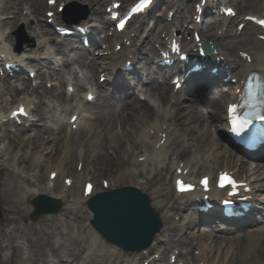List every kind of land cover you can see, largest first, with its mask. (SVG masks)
Masks as SVG:
<instances>
[{
    "label": "bare ground",
    "instance_id": "bare-ground-1",
    "mask_svg": "<svg viewBox=\"0 0 264 264\" xmlns=\"http://www.w3.org/2000/svg\"><path fill=\"white\" fill-rule=\"evenodd\" d=\"M20 1L23 4H29L32 12H29L28 15H17L10 22V25L20 21L21 16H23V21L25 22L27 20L34 21L36 26L31 35L38 39L39 49L38 47L37 49L42 52L47 51L42 60H46L49 63V56L54 55L50 52L52 49H55L54 52L56 53L61 52V55L66 58L63 52L64 46L55 39L46 37L50 35V31L46 29L50 25L47 24L45 26L40 17H42L45 9H48V11H51V9L45 4V0H15V2ZM73 1L58 0V3L59 6H63L69 5ZM76 1L89 2L90 7L93 9L95 7V17L100 20L104 19V13L100 11L104 4L102 1ZM118 1L123 2L122 8H124L127 3L134 2L135 0ZM162 1L164 0H158V4ZM165 1L167 7L176 9L177 16H175V20L179 27L183 28L187 23L185 14L192 13L193 6L184 0V3L189 6L187 9H180L177 5V0ZM196 3H201V0H198ZM234 4L239 9V14L244 16V19L240 22V24H246L244 30L239 32L237 26L234 30L230 29L224 32V35L210 32L203 36L216 42V45L220 47L222 54H224L220 55V58L224 57V60L229 62L234 57L237 59V64L232 65L227 63L230 68L226 72L231 78H236L240 81L250 72H259L264 75V41L259 39V35L263 33L245 20L247 16H251L248 15V11H255L259 14L264 13V1L236 0ZM7 5L8 3L1 2L0 13L7 10ZM25 9H27V6H25ZM148 18L155 21L158 20L154 12L150 13ZM144 19L141 21L139 29L125 34L126 43L122 41L115 44V49H117L118 44L122 46L121 51H112L109 56H105L100 62L96 57L86 56L85 59L87 58L89 63L82 60V56L73 61L74 64L79 65L81 70H86V73H83L84 82L77 76L72 78V73H70L69 77H65L60 71H57L47 76L43 73L42 76H44L43 80H47L48 83L56 81L59 86L52 85L53 88L51 90L46 89L44 85L31 89V82L24 77L22 78L21 85L23 86L24 95L28 96L30 90L38 95L39 104L37 109L32 111L33 117L40 121L53 122L54 128L51 125H48V127L45 123L42 128L34 130L35 135L33 137L28 135L23 136L22 132L25 129L20 126L13 127L16 128L13 133L6 125H2L3 127H1L5 128V134L3 138H0V177L9 174L8 177L11 178L12 176L16 179V186L14 189L0 191L10 213V215H4V224L0 226V264H13L14 253L20 249H24L25 240L27 239L26 229H31L25 223L27 216H30L32 212V207H28V203L33 197L40 195L55 198L65 206L60 218L51 215L48 216L51 217L49 218L51 220H45L56 222L57 228H63L65 233H52L37 226L36 234L48 235L54 238V240L56 239L57 242L52 241V243H55L56 248L59 251L63 250L61 251L62 254L68 256L70 254L73 257L69 263L126 264L127 260L117 254L116 249H110L109 251L103 249L98 243L100 236L92 228L81 222V214H85V202L87 200V197L84 196V188L86 183L91 182L88 180L89 177L87 176L86 178L83 174L86 171L91 176L94 171H108L115 165L126 167L122 169L117 180H114L116 181L115 184L112 180L108 181V187H115L119 183H122V180H131L137 188L149 195L153 201L152 206L157 212L161 213L164 228L156 236L154 241L156 245H153L151 249L152 251L162 250V258L161 260H156L154 252L151 256H148V253H136L135 256L140 257L138 264L144 258L149 261V264H164L173 248L177 249L182 244L177 239L178 232H181L179 226H169V223H174L176 216H182L183 225L188 226L190 229L192 228V224H194L193 229H196L199 224L206 222L203 218H200L198 221L193 218L196 214L191 212L189 207V204L196 201L197 198L203 199L204 195L196 193L178 195L175 192V185L172 187L169 180L164 182L162 178H159L164 171L175 170V173L172 174L174 182L178 178L179 169L188 171L186 176L188 180L217 175L220 170L232 171L241 180L247 178L252 183L253 189L258 193L264 191V166L249 164L250 162L236 155L234 150L229 146L227 147L222 144L221 139L226 138V136L220 134L217 137V133L220 131L215 126V123L222 118L212 116L207 109L212 105L217 106L222 100L227 101L228 95L230 96L229 99H238L240 95L238 94L237 85L235 89H230L228 94L223 92L219 95V99H216L217 96L213 98L209 96L215 91L214 83L212 84L213 81L211 79L207 80L203 75L189 77L184 94L190 95L184 96L182 91L176 92L175 88L171 90L167 84L163 85L156 82L157 80L154 78L156 71L165 72L166 74L169 73L168 71L156 70L148 62H145L143 66H140L142 68L134 75L136 83L142 86L144 93H140L135 103L129 104V108L126 109L129 112L127 117H123L121 112L116 110L119 102L114 101L112 97H100L99 95L100 99L98 103H95L94 107H89L85 111V105H89L87 98L89 90L84 101L77 99L75 94L71 96L70 86L77 88V91L87 90L89 87L96 94V91L101 89V85L99 81L98 83L94 82V77L101 75L99 79L104 76L107 80H111V76L118 68L120 69L122 65H126L128 61H131L130 53L133 52L132 48L137 52L141 49H150L155 52V44L163 42L160 38L161 34L167 32V36H169V29L168 26H164L163 32L160 33L149 30V33L145 37H141L144 33ZM197 19L199 17L194 12L193 24L196 23ZM231 23L232 18L223 17L218 24L220 26L218 30L225 28ZM8 24V19H0V54L6 55V57H9L11 49L6 46L3 40L4 33L1 31L2 27ZM215 26L217 25L215 24ZM213 28L215 27H212L209 31ZM173 31L174 29H172L170 35L175 36ZM226 36L230 40L228 44L222 42ZM9 37L10 40H13L12 34L8 35ZM128 43H131V49ZM72 46H75V44ZM184 48L188 49L187 44H184ZM250 58L251 62H249ZM68 64L70 62L64 59L62 61V68L67 67L68 69ZM22 67L24 68V64H22ZM33 67L36 68V66ZM38 71L41 72L42 69L39 68ZM74 74L76 75V73ZM165 76L169 77L168 75ZM166 77L163 78L164 83L168 80ZM120 79L121 77H118L117 80ZM3 81L1 79L0 83ZM63 84H67L68 89L61 92ZM117 84L119 86L115 88L107 82V85L110 86L109 95L112 96L113 93H117L116 89L124 90L123 82ZM12 94L15 98L10 101L9 97ZM17 94L18 90L16 87H11L8 83L0 84L1 113L7 111L11 106L13 109L23 104H27L28 108L31 109L30 100L28 98H17ZM122 96L121 94L120 98ZM142 96L146 98L143 99ZM200 97L204 101H210L205 103L199 100ZM52 101L69 105L59 110L52 106ZM186 101H189L191 105H184ZM196 101L199 105L196 104ZM72 102L76 103V105H71L70 103ZM105 103L108 104L105 105ZM203 103L205 105L201 106ZM44 106L47 107L44 108ZM94 109L96 111H93ZM183 111L188 112V114L183 115L181 113ZM116 114L119 115L117 118L115 117ZM67 116L68 120L65 121L63 117ZM73 116L78 117V131L73 130L74 124L71 123ZM117 123L121 127L118 133L115 132ZM40 131L44 135L53 134L54 138L52 141L44 139L43 136L41 137ZM61 131L64 132V135L57 136ZM83 138H86V140L83 141ZM4 140H7V143H4ZM126 144L129 146L125 148ZM27 150L33 152H27ZM85 150H88L87 154ZM98 150L100 151L97 152ZM73 151L75 152L72 153ZM187 156H189V160L183 161V166H181L182 163H177V160H182ZM171 158L174 162H170ZM220 160H224L223 168L219 164ZM70 161L76 162V166L73 167L69 164ZM112 163H114L113 166L111 165ZM80 164L83 165L82 172L76 174L79 180L72 187L66 186L65 183L61 184V178L67 173L77 172ZM15 172L23 176H18ZM55 173L58 174V177L53 181L50 179V176ZM95 175L96 173H94ZM67 179L70 178H65L64 182ZM3 187L4 183L0 180V188ZM73 189H75L74 192H71ZM103 190H105L104 182L102 186H95L92 195ZM252 194L255 196L259 195L254 192ZM260 197L264 201V197ZM178 199H185V203H179ZM4 212H7V210L4 209ZM21 221L23 222L22 226L18 225ZM247 221H250V219L247 218L242 222L246 223ZM261 223L253 225L256 227L252 230L244 229L241 227L242 224H240L234 226V229L237 230H222L220 227L214 228L217 234L212 233L209 237H204L202 234H199V236L195 235L198 240H194V242L188 244L190 250L185 255L180 253V256L173 253L170 256V260L175 255L178 264H205L211 261H214L213 264H255V262L264 264V222L260 225ZM12 224L15 225L12 230L4 229ZM69 230L74 231L76 234L72 240H70ZM6 240L11 243H5ZM13 241H16L18 246L12 244ZM30 244L34 247L33 242H30ZM71 245H73L74 251L71 250L69 252ZM5 249L9 252L5 253ZM160 251H157L156 254L160 253ZM81 256L86 257V259L80 260ZM30 259L31 257L27 258V260ZM129 263L131 264L130 261Z\"/></svg>",
    "mask_w": 264,
    "mask_h": 264
},
{
    "label": "water",
    "instance_id": "water-1",
    "mask_svg": "<svg viewBox=\"0 0 264 264\" xmlns=\"http://www.w3.org/2000/svg\"><path fill=\"white\" fill-rule=\"evenodd\" d=\"M91 208L96 213L94 225L110 241L127 250L147 248L158 231L156 218L148 203L135 197L100 196L97 201L91 202Z\"/></svg>",
    "mask_w": 264,
    "mask_h": 264
},
{
    "label": "rangeland",
    "instance_id": "rangeland-1",
    "mask_svg": "<svg viewBox=\"0 0 264 264\" xmlns=\"http://www.w3.org/2000/svg\"><path fill=\"white\" fill-rule=\"evenodd\" d=\"M0 1H2V0H0ZM5 2H7V1H11L9 4H8V8H9V11H8V13L7 14H3L2 13V15H1V17H2V19H7V18H9V19H12L16 14V12L17 11H21L22 10V8L24 7V4L20 1V2H16V3H14V0H4ZM47 1V0H46ZM233 2L235 1L236 2V0H232ZM234 2V3H235ZM46 3V2H45ZM82 3H85V2H82ZM12 5H14V6H16L17 7V9L15 10V9H13L12 8ZM30 6V5H29ZM166 8H164V10H165ZM88 11L90 12V14L91 13H93V10L91 11V8L88 6ZM45 14L46 13H44V15L42 16V19L44 20V21H47L46 20V16H45ZM47 23V22H46ZM23 24L21 23V22H19L17 25H15V26H13V27H7L6 29H8L7 31L9 32L10 30H18L21 26H22ZM33 27V25L32 24H30V26H26L25 25V32H26V35H25V37L23 38L24 39V41H25V43H26V40L27 39H29V32H31V28ZM35 27V26H34ZM155 27H157V26H155ZM13 28V29H12ZM158 30H161V28L160 29H158ZM50 31L52 32V34L53 35H55L54 34V30H52V28H50ZM28 44V43H27ZM29 45V44H28ZM141 54L139 55V59H142L143 61L145 60V59H147L148 58V53H149V51H148V49H141ZM69 57H68V55L66 56V59H68ZM69 61L70 62H72V60L71 59H69ZM44 84H46V83H44ZM105 94H106V92H104ZM184 96H187V94L186 95H184ZM20 97H22V95H20ZM200 100V99H199ZM128 104H130V101L128 100L127 102H126V107H128L127 105ZM196 104H198L197 103V101H196ZM184 105H191V103L189 102V101H186L185 103H184ZM199 105V104H198ZM112 109V108H111ZM95 110V109H94ZM210 110L211 111H213L215 114H220V113H218V111L217 110H215V107L214 106H211L210 107ZM127 111V110H126ZM213 112H212V114H213ZM183 115H187L188 114V112H185V111H183V112H181ZM221 114H223V112L221 113ZM47 124V126L48 125H51V127H53L54 128V123H52L51 121H37L36 123H35V129H40V128H42L43 127V125L44 124ZM220 124V123H219ZM49 127V126H48ZM26 133V135H28V136H33L34 135V131L33 130H30V131H27V132H25ZM62 134V133H61ZM40 135H41V137L43 136V138L44 139H47V138H49V136H50V141H52V139L54 138V136H52V135H44V133L42 132V131H40ZM224 144V143H223ZM75 151H77V150H75ZM75 151H73L72 153H74ZM55 157H57V156H55ZM74 158V157H73ZM69 164H70V162H69ZM112 166L114 165V163H112L111 164ZM72 166L73 167H75L76 166V162L75 163H73L72 162ZM120 170H121V168H118V167H116V165L115 166H113V167H111V170H108V171H105V170H103V172H100V171H94L95 173H96V175L95 176H93V178H94V181L95 182H97L98 183V185L100 186L101 185V182L103 181V180H107V179H114V180H116L117 178H118V174L120 173ZM93 172V173H94ZM98 177V178H97ZM165 177V179H167L168 178V176L167 175H165L164 176ZM5 181L8 183V185H7V188H13V186H14V184H12L10 181H8L7 180V177H5ZM0 199L2 200V197H1V195H0ZM0 204H1V206L2 207H5V205H4V202H2V201H0ZM6 208V207H5ZM160 217H161V214L160 213H158V212H156ZM194 218V217H193ZM193 220V219H192ZM192 226V228H191V230L189 231V234H186V236L188 237V239H187V243L183 246V247H186V249H188V244L189 243H192V242H194V240H198L196 237H195V235H197V236H199V234H202L204 237L206 236V237H209V236H211L212 235V231H210V229L208 228V227H206V226H198V227H196V229H193V226H194V224H192L191 225ZM187 245V246H186ZM43 253H45V251L43 252ZM212 263H214V261H211V264ZM255 264H260V263H257V262H255Z\"/></svg>",
    "mask_w": 264,
    "mask_h": 264
},
{
    "label": "snow or ice",
    "instance_id": "snow-or-ice-1",
    "mask_svg": "<svg viewBox=\"0 0 264 264\" xmlns=\"http://www.w3.org/2000/svg\"><path fill=\"white\" fill-rule=\"evenodd\" d=\"M148 3H150V0H141V5H146V4H148ZM136 10L139 11L140 8L138 7ZM227 14H233V13L231 12V10H228V13H227ZM249 19H252V18H249ZM258 23H259L260 25L264 26V20H261V21H259ZM118 27L121 28V29H123V27H124V22H121V23L118 25ZM89 99H92V97L89 96ZM24 111H25L24 108H20L19 113H13V115L15 116V115H18V114H23ZM233 111H235V109H233ZM72 120L75 121V120H76V117L73 116V117H72ZM53 175L55 176V174H53ZM202 183H203L205 186H207V183H208L207 178H205V179L202 181ZM220 183H221V186H224L225 184H232L233 181H232V179H231L227 174H225V175L221 176V178H220ZM177 187H178V190H179V191H181V192H185V191H189V190H191L192 185H190V184H186V182H184V181H177ZM87 191H88V192H91V191H92V185H88V186H87Z\"/></svg>",
    "mask_w": 264,
    "mask_h": 264
}]
</instances>
